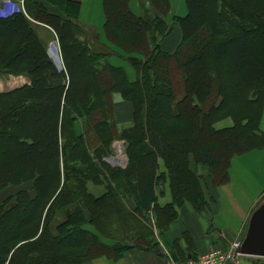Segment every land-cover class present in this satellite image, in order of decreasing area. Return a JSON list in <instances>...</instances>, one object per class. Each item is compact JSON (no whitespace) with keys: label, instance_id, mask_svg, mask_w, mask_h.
Here are the masks:
<instances>
[{"label":"trees","instance_id":"1","mask_svg":"<svg viewBox=\"0 0 264 264\" xmlns=\"http://www.w3.org/2000/svg\"><path fill=\"white\" fill-rule=\"evenodd\" d=\"M149 1L157 14L146 6L135 13L130 0H104L106 36L133 54L135 81L97 50L75 16L26 4L27 15L0 17V77L29 79L0 91V192L18 189L0 203V264H81L147 248L149 225L137 232V244L110 247L85 224H101L128 194L167 229L180 206L208 207L205 178L225 185L236 157L264 149V0H186L188 13L174 26L165 20L170 0ZM37 23L56 34L64 69L49 56ZM175 25L181 42L164 52L159 41ZM256 49L260 66L251 70L241 54ZM115 92L135 107L134 126L123 135L126 169L105 159L116 139ZM220 116L233 118V127L215 128ZM192 161L207 176L193 171ZM167 180L172 201L162 206L158 187ZM90 182H104L107 193L94 197Z\"/></svg>","mask_w":264,"mask_h":264},{"label":"crops","instance_id":"2","mask_svg":"<svg viewBox=\"0 0 264 264\" xmlns=\"http://www.w3.org/2000/svg\"><path fill=\"white\" fill-rule=\"evenodd\" d=\"M178 1V9H175L174 0H170L171 9L168 18L185 16L186 0ZM148 3L147 6L154 10L149 1ZM26 4L33 11L36 6L42 4L55 15L75 16L83 27L99 35V40L103 43H108L105 32L104 0H0V17L9 16L14 12H23L27 15ZM130 7L138 14L137 8L140 9L138 0H130ZM168 18H165L167 22H169ZM37 24L39 34L45 39L48 36L52 39L46 40L50 43L49 47L47 46L49 56L58 69H64L61 47L56 34L47 25ZM179 36V32L174 30L171 36L162 42V47L165 50H175L180 42ZM110 62L113 66H118L111 58ZM12 76L0 78L1 92L19 89L28 84L25 76ZM128 78L130 81L134 80L131 74H128ZM113 99L117 131L122 133L134 124L133 108L124 103L118 93L113 94ZM233 125L231 119H226L219 122L215 128L219 130ZM259 127L264 132V112ZM113 147L115 150L116 146ZM191 167L196 171L197 166L193 161ZM161 171H165L163 162H161ZM229 175V182L220 187H214L207 178L208 183H205L203 188L208 207L204 211H197L190 204L180 206L178 219L167 229H161L153 220L149 224L153 234L149 247L136 246L122 254L112 252L81 264H185L191 259H198L212 249L228 250L242 243L252 214L264 201V149L236 157L232 161ZM169 183L170 181L167 180L158 187L159 204L162 206L172 201ZM88 189L96 198H101L107 193L104 182H90ZM124 196V198L130 197L128 194ZM108 246L114 247L115 244ZM231 264H264V258L238 255Z\"/></svg>","mask_w":264,"mask_h":264},{"label":"rangeland","instance_id":"3","mask_svg":"<svg viewBox=\"0 0 264 264\" xmlns=\"http://www.w3.org/2000/svg\"><path fill=\"white\" fill-rule=\"evenodd\" d=\"M148 1L149 0H138L139 5H140V9L137 8L138 14L141 13V7L142 6H146V8H148L154 14L158 13L157 10H155L154 8H153L154 10H152L151 8H149L147 6ZM174 2H175V9H178L179 1L174 0ZM151 7H152V5H151ZM185 13H186L185 15H187L188 7H187V11ZM168 15L166 16V18H168ZM168 19H169L168 23L170 25L174 26V24H175L174 19H172V17L171 18L169 17ZM174 30L179 32V34H180L179 37H180V42H181V37H182L181 30L176 25H175L174 29L171 31V33L164 38V40L168 39L171 36V34L174 32ZM86 35L88 37V40H90V42L92 44H94V46L96 48H99L97 50L103 51L104 53H108V55L110 56L109 58H111L113 62H115L118 66L124 68L127 76H128V74H131L134 78L133 81L138 79L137 78L138 73L131 64V59H133V57H132L133 54L127 53L126 50L121 46L112 44L108 38H107L108 43H106V44L103 43L101 40H99L100 37L97 38V34L95 32L87 30ZM46 36H48V35H46ZM47 39L49 41L52 40V39H49V36L46 38V40ZM163 41H159V43L161 44L160 48L162 51L167 52V53H173L178 48V46L180 44V42H179L178 45L176 46L175 50L170 51V50H165L162 47ZM46 42H47V46L49 47L50 43L48 41H46ZM255 51H257V52H255ZM255 51H251V52L250 51L249 52L244 51L241 54V56H244V58L248 57L246 59V61H249V63H250L249 69H251V70H255L258 67V65L260 66V61H258L259 60V58H258L259 52L257 49ZM250 55H252L253 58L249 57ZM243 60H245V59H242V57H241V61H243ZM11 76H12V74H9L7 76H1L0 78L11 77ZM15 76L18 77V76H22V75L17 74ZM28 84H29V79H28ZM116 93H118L122 96L124 103H126L127 105L129 104L130 108L132 107L133 112H134V109H135L134 104L131 101L126 100L121 93L115 92V94ZM113 104L115 105L114 99H113ZM114 108H115V106H114ZM119 111H120V108H119ZM115 117L116 116H114V118L112 119L113 121H114V119L116 121ZM143 117L144 118L146 117V110H144ZM226 119H231L234 122L233 118H231V117L220 116L216 119L214 126H216L219 122L226 120ZM133 123H135V117L134 116H133ZM133 126H134V124H133ZM125 131L122 133H119V131H117V130L115 131L116 132V139L114 140V142L112 144V148H113L112 151L113 152L109 156V158L111 159L109 161V163L114 168L126 169L128 167V164H129V157L126 153L127 144H126L125 137H123ZM113 145L116 146L115 150H114ZM109 158L106 157L105 159H109ZM196 171H197V173H199L198 168H196ZM200 173H202L204 176H207L208 172H207V170H200ZM203 181H204V185H205V183H208L207 182L208 179H206V178ZM17 190L18 189L14 188V187H10L4 191H1L0 192V203L2 201H4L7 197H9L10 195H13L14 193H16ZM134 196H136V194ZM117 202H118V200H117ZM118 204H119V206H118ZM118 204L116 206H111L109 208V212L106 213V218L105 217L102 218L101 224L96 222V224H97L96 225V224H92L91 222L89 223V221H88L85 224V228L88 231H90L92 234H95L98 237V239L104 245H114V244L119 245L122 243H130V242H131V244H137L138 239L140 238L138 233L143 229L142 226H144L146 228L147 225H149L153 222V220H154L153 212L147 213V212L142 211L140 209V205L137 203L136 198H134L133 196H130L129 198L128 197L125 198L124 202L119 201ZM131 214L134 215L136 217V219H132ZM56 222L60 223L59 220H56ZM98 225L100 227H102L101 230H99L97 228ZM102 251H103V249H102Z\"/></svg>","mask_w":264,"mask_h":264},{"label":"water","instance_id":"4","mask_svg":"<svg viewBox=\"0 0 264 264\" xmlns=\"http://www.w3.org/2000/svg\"><path fill=\"white\" fill-rule=\"evenodd\" d=\"M233 252L264 258V201L252 214L246 237Z\"/></svg>","mask_w":264,"mask_h":264},{"label":"built area","instance_id":"5","mask_svg":"<svg viewBox=\"0 0 264 264\" xmlns=\"http://www.w3.org/2000/svg\"><path fill=\"white\" fill-rule=\"evenodd\" d=\"M110 160L111 159L109 158L106 161L109 162ZM239 245L240 243L228 250L212 249L199 256L198 259H191L185 262V264H231L233 261H235L236 257H238V255L233 251Z\"/></svg>","mask_w":264,"mask_h":264}]
</instances>
